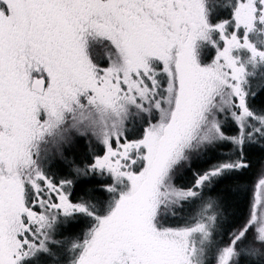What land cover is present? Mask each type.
Masks as SVG:
<instances>
[{
	"label": "snow or ice",
	"instance_id": "1",
	"mask_svg": "<svg viewBox=\"0 0 264 264\" xmlns=\"http://www.w3.org/2000/svg\"><path fill=\"white\" fill-rule=\"evenodd\" d=\"M258 73L264 0H0V264H264V171L226 242L221 199L203 195L264 139L248 103ZM78 140L102 154L67 161ZM225 142L236 159L175 183ZM56 158L107 174L108 199L73 201V180L49 173ZM78 217L86 231L64 238Z\"/></svg>",
	"mask_w": 264,
	"mask_h": 264
},
{
	"label": "rangeland",
	"instance_id": "2",
	"mask_svg": "<svg viewBox=\"0 0 264 264\" xmlns=\"http://www.w3.org/2000/svg\"><path fill=\"white\" fill-rule=\"evenodd\" d=\"M222 16L226 17L228 15L227 10H223L220 13ZM213 53L209 50L208 51V55L211 56ZM251 91L252 93H254V95H250L248 97V103L250 105V107L255 110L258 114H264V112H262L261 110L257 109L256 106H258V102H256L255 100V93L257 90H259L260 88H262V86H264V79L261 78L260 74L258 73L257 76L251 80ZM227 125V124H226ZM225 125V126H226ZM233 126L236 128V125L233 124ZM231 135H236V130L234 132H231ZM230 135V136H231ZM252 142H247L245 143V145L243 146V151L245 150V147H248L249 145H251ZM221 146H217L216 148L210 150L208 153L211 154L214 157H220L221 155H224L225 157L223 159H227L229 157H231L232 159H236L238 157V153L235 150V146L228 144L227 142H225V147H228V153H222V150H220ZM87 149H92V150H97L99 151V154H102V146L100 145V147L98 146V144L96 143H92V144H88L86 141H77L70 149H68L65 153L66 157H67V161H72L73 157L76 154H79V152H88ZM231 153V155H229ZM203 156L200 157L197 160H202ZM222 159V160H223ZM50 164V169L51 170H56V172H63V170H68L69 169V164L66 161L60 160L59 158L56 159H52L49 161ZM186 166H181L179 168H177L176 170V174L181 171L182 169H184ZM232 174V173H230ZM78 176L80 175H75V178H72L71 180H75V181H80L78 180ZM84 177L82 178V181L84 180H91L92 182L94 181L95 185H92L90 187H88L87 189V193L84 194V197H80V199H86V200H92V202H97V201H106L108 199L109 194L106 191H103V189L105 188V186L100 182V181H104L106 179H109V177L107 176V174H100L99 172L97 173H88L87 175H83ZM59 181V180H57ZM110 181V179H109ZM231 180H225L226 184L222 187L219 188L218 184H214L213 190L209 191L208 189L204 190V197H208V196H212V197H217L221 199V218L220 221L218 222V226H217V233H216V238L219 240L221 237L222 238H226V240L228 239V230L229 229H235L237 228L234 223H237L240 221V219L242 218V214L244 213V211L242 210V202H241V206H240V198L236 195L239 191H240V186L238 185V183L236 184H231L230 182ZM177 181H175L176 183ZM188 183L190 184V180H183L180 181L179 184L181 183ZM178 185V183H176ZM231 184V185H229ZM96 187L98 188L99 191L102 192V194H96ZM73 188V187H72ZM72 188H71V192H72ZM218 189H220V191L218 192ZM94 192V193H93ZM72 199V196H71ZM79 199H77L78 201ZM248 200V199H247ZM253 200V199H252ZM251 200V202H252ZM199 203V201L195 202L193 205H188L185 204L183 210H177L178 212V216L176 219H170V223H179L181 222V219L183 217L188 216L196 207V205ZM244 205V204H243ZM88 227V223H87V219L83 218V217H78L77 220L75 222H72L70 224H67L65 226H63L59 231H61L63 233V237L67 238L69 236H79L81 235L82 232L86 231ZM60 236H57L56 239H60ZM247 243V242H246ZM256 247H259V245H257ZM53 252L56 253L58 252V249L53 246ZM60 264H67V259L64 257H58ZM244 259L242 258L241 264H244ZM42 261L44 262V264H56V259L53 257H42ZM210 264H212V261L210 259Z\"/></svg>",
	"mask_w": 264,
	"mask_h": 264
},
{
	"label": "trees",
	"instance_id": "3",
	"mask_svg": "<svg viewBox=\"0 0 264 264\" xmlns=\"http://www.w3.org/2000/svg\"><path fill=\"white\" fill-rule=\"evenodd\" d=\"M255 100L258 102V106H256L257 109L264 112V87L260 88L255 93ZM225 131L227 135H231V132H234L236 128L233 126V122L226 121ZM100 147V145H98ZM222 150V153H228V147L221 146L219 148ZM89 152H79V154L75 153V156H72L73 159L77 162H79L82 159H85L87 157ZM96 154L99 153V151L95 150ZM216 155V154H215ZM214 155V156H215ZM231 155V153L229 154ZM211 154L207 153L203 156L202 160H195L191 168L185 167L181 171H179L176 174L175 181L180 186L189 185L188 183L184 182L179 184L180 181L183 180H190L192 181V172L193 171H202L208 167H210L211 164L216 163L218 160H222L225 156L221 155L220 157H214ZM243 157L245 162L248 164V167L246 169H242L238 172H233L232 174H228V176L221 180L220 183H218L219 188H222L226 182L225 180H231V184H236L240 186V191L236 194L240 198V206L242 202V210L244 213L242 214V218L239 222L234 223V225L238 228L240 225L245 221L249 214L250 204L251 200L253 199V191H254V185L258 180V177L262 171H264V139L256 138L251 145L248 147H245V150L243 151ZM65 172V169L62 173ZM84 176L80 175L78 176V180H73L74 186L72 188V200L77 201V199L81 200L80 197H84V194L87 193L88 187L95 185L94 181L91 180H84L82 181V178ZM75 178V176L73 177ZM104 186H106L110 181L109 179H106L104 181H100ZM229 184V185H231ZM220 189H218V192ZM94 193V192H93ZM96 194H102L101 191L98 190L96 187ZM248 199V200H247ZM244 204V205H243ZM231 229L228 230V232ZM223 241L226 242V238H223ZM244 261V260H243Z\"/></svg>",
	"mask_w": 264,
	"mask_h": 264
},
{
	"label": "bare ground",
	"instance_id": "4",
	"mask_svg": "<svg viewBox=\"0 0 264 264\" xmlns=\"http://www.w3.org/2000/svg\"><path fill=\"white\" fill-rule=\"evenodd\" d=\"M87 151L89 152L87 156H89L90 154H96L94 153L95 150L92 149H87ZM49 173L50 175H52L56 180H62V179H72L76 174L73 173L72 171V167L69 165V169L65 170L64 173L62 172H56V170H51L49 169ZM74 181H73V186H74ZM72 186V187H73Z\"/></svg>",
	"mask_w": 264,
	"mask_h": 264
}]
</instances>
